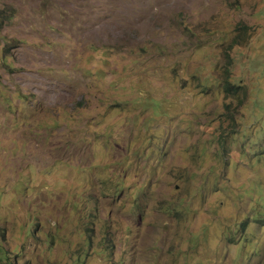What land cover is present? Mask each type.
Segmentation results:
<instances>
[{
	"label": "rangeland",
	"instance_id": "374dc122",
	"mask_svg": "<svg viewBox=\"0 0 264 264\" xmlns=\"http://www.w3.org/2000/svg\"><path fill=\"white\" fill-rule=\"evenodd\" d=\"M264 264V0H0V264Z\"/></svg>",
	"mask_w": 264,
	"mask_h": 264
},
{
	"label": "trees",
	"instance_id": "16d2710c",
	"mask_svg": "<svg viewBox=\"0 0 264 264\" xmlns=\"http://www.w3.org/2000/svg\"><path fill=\"white\" fill-rule=\"evenodd\" d=\"M9 264H16V262H14V261H10Z\"/></svg>",
	"mask_w": 264,
	"mask_h": 264
}]
</instances>
